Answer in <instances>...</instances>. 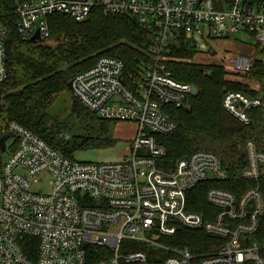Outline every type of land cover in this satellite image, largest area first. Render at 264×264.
Returning <instances> with one entry per match:
<instances>
[{"label": "built area", "instance_id": "2783aa9c", "mask_svg": "<svg viewBox=\"0 0 264 264\" xmlns=\"http://www.w3.org/2000/svg\"><path fill=\"white\" fill-rule=\"evenodd\" d=\"M11 1L24 41L36 32L40 41H47L48 18L56 14L82 22L97 9L135 18L150 29V61L138 80L112 57L99 58L72 80L73 97L89 113L135 126V137L116 162L67 158L20 124H8L15 149L0 169V264H264V244L253 241L264 217L259 188L264 182V134L258 142L246 143L247 164L241 173L256 187L238 197L209 189L206 202L215 212L206 217L187 209L186 196L200 184L229 179L221 160L198 151L165 170L158 161L166 151L156 141V136L178 129L170 111L187 108L192 97L193 86L174 80L163 63L168 48L183 40L197 55H207L211 42L246 35L264 57V0ZM1 18L0 6V94L8 77L7 31ZM253 61L227 54L222 66L246 75ZM253 90L259 92L260 85ZM223 108L248 126L251 111L264 110V101L229 91ZM40 184L47 193L34 190ZM180 228L225 243L203 255L169 247L165 241Z\"/></svg>", "mask_w": 264, "mask_h": 264}, {"label": "trees", "instance_id": "16d2710c", "mask_svg": "<svg viewBox=\"0 0 264 264\" xmlns=\"http://www.w3.org/2000/svg\"><path fill=\"white\" fill-rule=\"evenodd\" d=\"M11 2L0 0L1 24L7 31L8 72L0 94L3 95L0 115L4 122L0 138L6 133L8 124L16 122L70 159L76 152L111 147L114 142L108 133L109 121L89 113L73 95V114L96 124L87 135L68 136L65 133L67 125L55 120L48 108L56 95L69 90L68 83L78 73L92 68L101 57L121 60L126 73L140 79L142 67L150 61V29L130 16L105 15L95 9L82 22H76L68 15H53L48 18L50 38L47 41H24L17 32V18L10 10ZM196 55L183 40L170 46L164 55L163 63L172 78L196 87L199 93L190 97L187 108L170 111L178 129L171 135L156 136V141L166 151V156L158 161V166L165 170L173 169L179 160L198 151L211 152L221 160L229 179L200 184L186 196L187 209L206 217L209 211L215 212L206 202L209 189L226 190L238 197L256 187L254 182L243 180L241 173L246 166V143L249 140L258 142L264 134V110L251 111V124L244 126L225 111L224 96L229 91L242 92L264 101V89L251 91L246 85L231 80L221 66L195 63ZM205 71L210 74L205 75ZM247 75L254 82L263 84L264 63L253 61ZM14 149L15 144L11 151ZM2 165L0 152V169ZM259 188L264 196V182L259 183ZM253 241L264 244V217ZM165 243L172 248H186L193 254L203 255L219 251L225 239L180 228Z\"/></svg>", "mask_w": 264, "mask_h": 264}, {"label": "rangeland", "instance_id": "374dc122", "mask_svg": "<svg viewBox=\"0 0 264 264\" xmlns=\"http://www.w3.org/2000/svg\"><path fill=\"white\" fill-rule=\"evenodd\" d=\"M47 44H51L47 42ZM212 50L207 55H196L194 62L206 66L217 65L221 66L230 79L246 85L249 90L255 92L253 88L259 84L249 78V76L231 73L222 66V61L227 54L238 55L263 61V54L259 49L255 48L254 41L246 35L232 37L228 40L213 41L210 43ZM264 89L263 84L260 85V91ZM259 91V92H260ZM0 96V105L2 104V97ZM74 99L71 91L67 90L56 95L51 102L48 112L57 121L67 125L68 130L65 132L68 136L87 135L92 127L96 124L90 120L80 118L72 112ZM3 115H0V129L4 128ZM109 136L113 139L114 144L109 148L101 150H90L76 152L73 156L74 160L87 161V162H116L120 156L125 152V146L133 140L136 135V128L130 123L123 122H107ZM15 144V139H10L6 142L7 151L2 154V161L5 162ZM38 193H47V186L40 184L34 187Z\"/></svg>", "mask_w": 264, "mask_h": 264}, {"label": "water", "instance_id": "95a60500", "mask_svg": "<svg viewBox=\"0 0 264 264\" xmlns=\"http://www.w3.org/2000/svg\"><path fill=\"white\" fill-rule=\"evenodd\" d=\"M32 42H39L40 41V35L39 32H36L35 35L31 38ZM68 89L72 90V81H70L67 85ZM199 91L196 87L191 88V96L196 97L198 95ZM14 138V134L12 133H6L0 138V152L6 153V142L10 139ZM245 164H247V160L245 161Z\"/></svg>", "mask_w": 264, "mask_h": 264}, {"label": "crops", "instance_id": "0c3cea01", "mask_svg": "<svg viewBox=\"0 0 264 264\" xmlns=\"http://www.w3.org/2000/svg\"><path fill=\"white\" fill-rule=\"evenodd\" d=\"M256 59H254V61H255ZM263 62V61H262Z\"/></svg>", "mask_w": 264, "mask_h": 264}]
</instances>
